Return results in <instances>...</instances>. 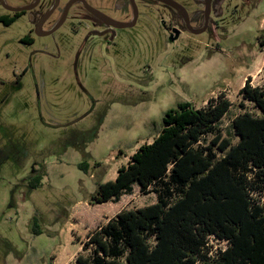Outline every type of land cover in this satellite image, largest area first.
Wrapping results in <instances>:
<instances>
[{
	"label": "rangeland",
	"instance_id": "1",
	"mask_svg": "<svg viewBox=\"0 0 264 264\" xmlns=\"http://www.w3.org/2000/svg\"><path fill=\"white\" fill-rule=\"evenodd\" d=\"M233 18L240 22L221 42L215 37L220 44L200 35L169 48L157 40V21L143 23L118 61L83 54L75 67L73 50L35 54L19 43L22 24H0V264H75L88 233L121 210L154 203L153 193L142 195L136 187L116 203L94 205L90 198L152 141L166 110L181 102L202 108L224 94L233 106L222 128L243 112L245 81L264 86V52L257 44L264 0ZM36 175L41 184L32 188Z\"/></svg>",
	"mask_w": 264,
	"mask_h": 264
},
{
	"label": "trees",
	"instance_id": "2",
	"mask_svg": "<svg viewBox=\"0 0 264 264\" xmlns=\"http://www.w3.org/2000/svg\"><path fill=\"white\" fill-rule=\"evenodd\" d=\"M259 46L264 52V30ZM239 95L243 112L225 128L233 104L224 94L202 108L181 102L164 112L152 141L90 198L116 203L136 187L155 202L121 210L88 233L75 264H264V86L245 81ZM32 228L40 234L36 219Z\"/></svg>",
	"mask_w": 264,
	"mask_h": 264
},
{
	"label": "flooded vegetation",
	"instance_id": "3",
	"mask_svg": "<svg viewBox=\"0 0 264 264\" xmlns=\"http://www.w3.org/2000/svg\"><path fill=\"white\" fill-rule=\"evenodd\" d=\"M256 1L0 0V24L4 28L22 24L25 33L19 43L33 48L35 54L53 57V51L59 53L61 48L73 50L75 67L83 54L95 61H118V51L133 46L136 29L143 23L157 21V40L164 48L200 35L220 44L226 32L240 22L233 14ZM215 37L220 42L216 43ZM257 42L259 46V38Z\"/></svg>",
	"mask_w": 264,
	"mask_h": 264
},
{
	"label": "water",
	"instance_id": "4",
	"mask_svg": "<svg viewBox=\"0 0 264 264\" xmlns=\"http://www.w3.org/2000/svg\"><path fill=\"white\" fill-rule=\"evenodd\" d=\"M169 3H170V5H171L172 7H174V8L176 7V9H178V5H176L174 2L169 1ZM208 10H209V6H208V4L206 3V6H205V14L208 13V12H207ZM180 13H181V14H183V13L185 14V12H180ZM195 33H196V32H195Z\"/></svg>",
	"mask_w": 264,
	"mask_h": 264
}]
</instances>
